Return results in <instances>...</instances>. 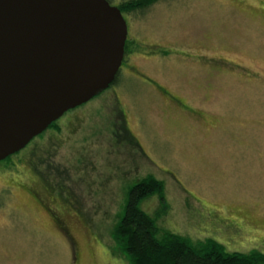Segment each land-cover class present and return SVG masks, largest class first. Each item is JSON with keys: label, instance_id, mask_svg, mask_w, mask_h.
Segmentation results:
<instances>
[{"label": "rangeland", "instance_id": "rangeland-1", "mask_svg": "<svg viewBox=\"0 0 264 264\" xmlns=\"http://www.w3.org/2000/svg\"><path fill=\"white\" fill-rule=\"evenodd\" d=\"M131 0H111L118 6ZM117 82L0 165V264H131L130 190L160 227L264 252V0H158L125 12Z\"/></svg>", "mask_w": 264, "mask_h": 264}, {"label": "water", "instance_id": "water-1", "mask_svg": "<svg viewBox=\"0 0 264 264\" xmlns=\"http://www.w3.org/2000/svg\"><path fill=\"white\" fill-rule=\"evenodd\" d=\"M127 39L108 0H0V163L109 89Z\"/></svg>", "mask_w": 264, "mask_h": 264}, {"label": "trees", "instance_id": "trees-1", "mask_svg": "<svg viewBox=\"0 0 264 264\" xmlns=\"http://www.w3.org/2000/svg\"><path fill=\"white\" fill-rule=\"evenodd\" d=\"M108 1L111 3V0ZM156 1L158 0H131L117 7L124 14L144 10ZM117 80L118 76L114 82ZM49 129L59 130L60 127L55 122ZM46 133L47 131L38 139L43 138ZM18 154L8 157L0 165L13 169V158ZM153 197L159 199L167 214L165 184L154 176H148L130 190L125 214L114 230L118 249L131 264H264V252H230L215 239L194 242L190 238L164 230L159 224L164 212L157 218L142 208L143 203Z\"/></svg>", "mask_w": 264, "mask_h": 264}, {"label": "flooded vegetation", "instance_id": "flooded-vegetation-1", "mask_svg": "<svg viewBox=\"0 0 264 264\" xmlns=\"http://www.w3.org/2000/svg\"><path fill=\"white\" fill-rule=\"evenodd\" d=\"M123 16H124V14H123ZM125 18V17H124ZM128 25V24H127ZM129 34H130V29H129V25H128V39H127V43H126V49H125V56H124V60H123V64H122V67H121V69H120V71H119V73H118V77H119V75H120V73H121V71L127 66L128 67V64H127V61H128V52H129V49H130V47H131V41H130V37H129ZM116 79H117V77H116ZM114 84H115V82H114Z\"/></svg>", "mask_w": 264, "mask_h": 264}]
</instances>
